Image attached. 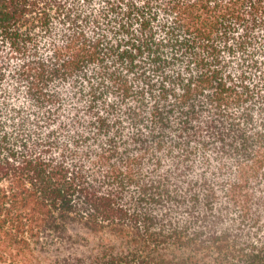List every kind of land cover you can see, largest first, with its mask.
I'll return each instance as SVG.
<instances>
[{"label": "trees", "instance_id": "trees-1", "mask_svg": "<svg viewBox=\"0 0 264 264\" xmlns=\"http://www.w3.org/2000/svg\"><path fill=\"white\" fill-rule=\"evenodd\" d=\"M0 264H264V0H0Z\"/></svg>", "mask_w": 264, "mask_h": 264}]
</instances>
